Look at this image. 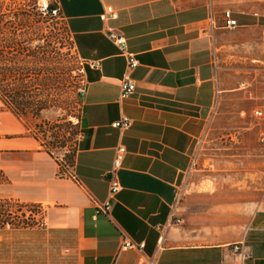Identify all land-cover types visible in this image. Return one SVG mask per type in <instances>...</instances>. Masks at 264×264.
Listing matches in <instances>:
<instances>
[{
  "label": "crops",
  "instance_id": "obj_1",
  "mask_svg": "<svg viewBox=\"0 0 264 264\" xmlns=\"http://www.w3.org/2000/svg\"><path fill=\"white\" fill-rule=\"evenodd\" d=\"M54 3L88 65L80 137L70 168L62 169L37 140L19 136L20 119L3 112L0 199L36 204L42 213L33 226L0 228V264H264V197L236 200L237 208L254 207L235 238L199 230L203 220L234 223V202L223 197L210 219L194 212L185 226L167 227L178 185L214 132L233 140L241 130L243 144L264 151V118L256 116L264 112V0ZM106 7L118 17L103 19ZM227 10L239 27H224ZM109 30L125 35L134 69ZM125 77L136 92L121 100ZM123 117L132 126L113 128ZM120 147L123 189L111 198L107 176ZM106 202L108 216L98 209ZM124 238L145 247L121 250Z\"/></svg>",
  "mask_w": 264,
  "mask_h": 264
},
{
  "label": "rangeland",
  "instance_id": "obj_2",
  "mask_svg": "<svg viewBox=\"0 0 264 264\" xmlns=\"http://www.w3.org/2000/svg\"><path fill=\"white\" fill-rule=\"evenodd\" d=\"M0 1L3 5L0 47H16L7 50V60L19 55L18 50H24L17 63L21 71L15 73L22 81L15 84L14 73L8 71L4 72V78L0 74V121H3V112L10 111L25 128L20 137L34 138L59 159L62 169L69 168L80 137V89L87 85L88 65L77 53L64 19L41 12L39 0ZM7 60L0 62V67L11 68L12 62ZM15 95L16 99L31 98L15 100ZM41 107L48 109L39 115ZM251 119L258 122L253 116ZM240 132L233 131V140L214 132L192 157L191 168L178 185L179 204L174 209L183 221L174 220L168 229L185 226L188 214L194 212H201L210 219L211 212L220 210L215 205L223 197L234 202L228 208L235 215L234 223L216 225L203 220L199 230L207 237L217 234L234 238L243 230L254 206L237 208L236 200L257 202L263 199L264 151L262 148L253 151L252 145L249 149L243 144L248 134L243 136ZM0 181H3L1 173ZM15 201L12 199L5 204L4 209L20 215L21 208ZM23 210L37 212L39 209L24 207Z\"/></svg>",
  "mask_w": 264,
  "mask_h": 264
},
{
  "label": "built area",
  "instance_id": "obj_3",
  "mask_svg": "<svg viewBox=\"0 0 264 264\" xmlns=\"http://www.w3.org/2000/svg\"><path fill=\"white\" fill-rule=\"evenodd\" d=\"M39 9L41 12H43L44 14H48L51 17H62L60 9L55 6L54 0H39ZM117 17H118V14L117 12L113 10L112 7H106L102 14L103 19H116ZM212 17H213V14H210V18ZM223 23H224V27L227 29H235L239 27V23L237 19L234 18L233 13L229 10L223 13ZM107 37L111 42H113L120 49L121 53L124 56L128 57V68L129 69H134L136 66H138V61L136 57L132 54H129L127 51V39L121 31L109 30L107 33ZM90 67L95 68L96 64H91ZM80 92H81L80 93L81 95H84L85 88L80 89ZM135 92H136V84L134 82H132L130 79L126 77L120 80V99L121 100H126L130 98L132 95L135 94ZM256 116L258 117V119H263L264 112L259 110L256 112ZM131 126H132V121L126 117H123L120 120L112 124L113 128L123 129V130L129 129ZM125 153H126L125 147H120L116 151L113 167L107 176L108 183H109V197L111 198H114L123 189L121 181H120L119 172L121 170L122 161H123ZM69 168L65 167V169H69ZM178 204H179V201L178 199H176L173 206L171 207L172 215H171L170 222L168 223V226H170L174 220L178 222L183 221L182 219L176 216V212L174 211V209L178 206ZM38 209L39 210H38L37 215H40L42 213V208L39 207ZM98 209L103 214L109 215L112 209V204L110 202H106L102 204L101 206H99ZM144 247H145V243L136 244L132 242L130 239L124 238L123 243L121 245V250H133V249L142 250L144 249Z\"/></svg>",
  "mask_w": 264,
  "mask_h": 264
},
{
  "label": "trees",
  "instance_id": "obj_4",
  "mask_svg": "<svg viewBox=\"0 0 264 264\" xmlns=\"http://www.w3.org/2000/svg\"><path fill=\"white\" fill-rule=\"evenodd\" d=\"M2 8H3V5L0 1V16H1V13L2 12ZM16 47H0V62L3 63L4 60H7V55L6 54H9V52L7 51L8 49H15ZM23 49L21 50H18V54L19 55H14L12 58L13 59H9L10 62H12V67L11 68H8V67H4V66H1L0 67V74H3L1 77L4 78V72L5 71H8L9 73H14V76L13 77V81H15V84L17 82H21L22 79L20 78H17V76L15 75V73L21 71V67L17 66V63H18V58L19 56H21L23 54ZM7 60V61H9ZM16 73V74H17ZM25 82V81H23ZM23 84V83H22ZM28 84V83H27ZM16 96H13V98L15 100L19 99V98H22V99H26V100H29L31 97H26V96H23V97H18L16 99ZM81 98V97H80ZM48 108L46 107H41L39 108L38 110V114L40 115L43 110H46ZM28 110V109H26ZM1 173V172H0ZM11 200V201H10ZM9 202H12V199H9V201L7 200H0V228H4L6 226H11V227H15V228H20V227H30V226H33L36 224V216L38 214V211L35 212V211H32V210H28V211H24L23 208L24 207H27V208H39L40 206L39 205H36V204H26V203H21L19 201H15L17 202V204L19 205V207L21 208V214L18 215L14 212H12L11 210L9 209H4L5 207V204H8ZM106 215V214H105ZM108 216V215H106Z\"/></svg>",
  "mask_w": 264,
  "mask_h": 264
}]
</instances>
